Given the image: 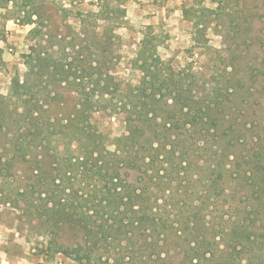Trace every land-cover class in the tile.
Wrapping results in <instances>:
<instances>
[{"label":"trees","instance_id":"16d2710c","mask_svg":"<svg viewBox=\"0 0 264 264\" xmlns=\"http://www.w3.org/2000/svg\"><path fill=\"white\" fill-rule=\"evenodd\" d=\"M11 1L4 6L10 18L36 24L31 39L56 40L31 45L29 71L13 77L9 94H0V138L5 135L13 150L1 154L0 174L30 209L37 206L44 219L78 232L69 245L52 234L42 249L78 264L240 263L252 250L243 244L250 224L264 213L253 205L264 203V141L260 133L253 141L252 125L235 121L244 113L232 115L227 105L231 92L244 88L243 78H226V91H204L207 81L198 73L174 70L141 47L143 75L123 89L111 73L113 34L99 37L86 27L83 38L55 33L38 10ZM98 1L99 12L88 16L110 20L112 12L116 18L126 13L110 0ZM240 97L247 99L244 91ZM115 116L124 131L111 136L105 120ZM25 163L26 183L19 189L15 177ZM238 190L251 193L234 220L238 209L231 199ZM225 218L233 223L230 232L214 224ZM223 235L238 244L221 245L216 239ZM259 252L253 250L255 262Z\"/></svg>","mask_w":264,"mask_h":264},{"label":"rangeland","instance_id":"374dc122","mask_svg":"<svg viewBox=\"0 0 264 264\" xmlns=\"http://www.w3.org/2000/svg\"><path fill=\"white\" fill-rule=\"evenodd\" d=\"M110 1L111 7L119 4L125 9L123 17L119 15L116 18L117 12H112L113 19L110 20L95 15L88 16L91 12H99L98 0H13L8 5L13 6L16 2L30 10H38L48 29L65 36L77 32L83 38V27L88 29L87 32L95 31L99 37L113 34L114 41L109 45V55L114 65L111 73L121 81L123 89L137 85L143 75L138 60L141 47L147 53H154V57L158 56L166 61L174 70L185 68L198 73L201 81H207L206 89L200 88L204 91L212 87L226 91V78L233 75L243 78L241 85L244 88L238 87L235 95L231 92L227 101L228 109L232 115L243 112V115H236L238 120H234L241 125L245 122L251 124L254 130L250 131L249 137L254 141L257 133H260V138L264 141V0ZM5 5L6 0H0V94L3 95L10 93L13 77L19 75L24 78L29 71L26 61L31 45L40 47L44 43L56 42L46 35L31 39L29 32L36 24H26L10 18ZM100 14L105 15L103 12ZM37 18L35 15V19ZM89 38L93 41L92 37ZM66 41H70L69 37ZM226 62L231 65L235 63V68L227 66ZM54 90L61 93L64 91L60 88ZM243 91L247 99L237 98ZM69 105L70 102H67L65 107L68 109ZM105 121L113 128L110 130L111 136L123 133L121 116L111 118V122ZM9 151L13 153L9 140L3 135L0 138V156L10 154ZM18 165L22 168L17 170L15 179L18 181L15 182V187L20 189L26 183L27 163ZM3 175L0 174V264H78L62 252H45L42 249L43 240L52 234L69 245L77 240L78 232L73 227L71 230L66 227L63 229L56 221L48 219L47 223L48 220L38 213L37 206L30 209L31 204L12 193V187ZM32 180L33 183L36 182L35 177L28 181ZM250 193L251 190H238L231 199L232 206L238 209L234 220H237L240 211L247 204V196L244 195ZM250 199L251 197L249 201ZM34 201L38 203L37 200ZM253 205L264 207V203ZM225 219L226 223L214 219V224L218 230L227 229L230 232L229 228L233 223L227 220L230 218ZM255 220L258 224H250L249 239L243 242L252 250L243 253L238 264H250L251 260L253 264H264V233L261 229L264 225V213L263 216L258 214ZM234 239L231 236L228 240V236L223 235L216 240L221 245H227L230 241L238 244ZM222 249L221 246L220 250ZM253 250L260 251L261 260L255 262ZM199 264L211 263L202 260Z\"/></svg>","mask_w":264,"mask_h":264},{"label":"clouds","instance_id":"9594fccd","mask_svg":"<svg viewBox=\"0 0 264 264\" xmlns=\"http://www.w3.org/2000/svg\"><path fill=\"white\" fill-rule=\"evenodd\" d=\"M9 26H10V27L12 26V22H11V21L9 22Z\"/></svg>","mask_w":264,"mask_h":264}]
</instances>
